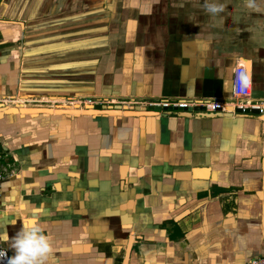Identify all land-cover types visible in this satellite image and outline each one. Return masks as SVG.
<instances>
[{
	"label": "crops",
	"instance_id": "obj_1",
	"mask_svg": "<svg viewBox=\"0 0 264 264\" xmlns=\"http://www.w3.org/2000/svg\"><path fill=\"white\" fill-rule=\"evenodd\" d=\"M240 66L264 101V0H0V101L16 104L0 113L122 105L0 121V248L14 256L35 222L54 249L45 264L264 256V116L231 110ZM158 99L224 110L123 103Z\"/></svg>",
	"mask_w": 264,
	"mask_h": 264
},
{
	"label": "built area",
	"instance_id": "obj_2",
	"mask_svg": "<svg viewBox=\"0 0 264 264\" xmlns=\"http://www.w3.org/2000/svg\"><path fill=\"white\" fill-rule=\"evenodd\" d=\"M241 74L247 78L246 69L243 66L237 67L233 74L232 81V92L235 98L239 99V102L233 105L232 112L246 115L251 112H258V115H262L264 113V101H255L249 100L251 94V85L249 80L247 79V83L245 84L241 79ZM128 104L129 108L132 109L134 106L143 107L144 109H150L152 111H159L160 113L166 114L170 111H180L184 112L189 109L194 108H202L205 112L214 113L216 111H223L224 107L219 102L213 101H198V102H187L183 99L177 100H166V99H158V100H150L147 102H123ZM120 103V104H123ZM113 105V103L111 104ZM116 105V104H115ZM2 154V148L0 144V158ZM5 179L4 175L0 172V182ZM0 251H6L0 248ZM7 256L9 257L8 253ZM0 264H7V259L0 260ZM245 264H264V256H260L257 258H253L248 260Z\"/></svg>",
	"mask_w": 264,
	"mask_h": 264
},
{
	"label": "clouds",
	"instance_id": "obj_3",
	"mask_svg": "<svg viewBox=\"0 0 264 264\" xmlns=\"http://www.w3.org/2000/svg\"><path fill=\"white\" fill-rule=\"evenodd\" d=\"M210 11L222 10L216 6H210ZM241 79L246 84L247 78L241 74ZM0 239L8 241L7 234L0 236ZM10 247L15 250V255L7 256V251H0V260L7 259V264H45L53 247L42 230L35 224L29 222L23 225L22 229L11 238Z\"/></svg>",
	"mask_w": 264,
	"mask_h": 264
},
{
	"label": "water",
	"instance_id": "obj_4",
	"mask_svg": "<svg viewBox=\"0 0 264 264\" xmlns=\"http://www.w3.org/2000/svg\"><path fill=\"white\" fill-rule=\"evenodd\" d=\"M0 102H6V104L4 105L5 107H14V106H16V104L9 103V102H7V100H1ZM0 106H3V105H0ZM25 106H27L29 108H47V109L56 108V107H54L52 105H48V104H32V103H26ZM111 107L113 109H120V106H111ZM111 107H109V106L95 105L94 106V111L103 112L106 108H111ZM0 108H2V107H0ZM81 108H83V105H80V108L79 109H81ZM132 110L137 113L141 109H140L139 106H134V107H132ZM187 111L188 112H191V111L200 112V113H202L201 115H205V116L208 115L207 113H205V110L202 109V108H194V109H189ZM187 111H184V112H187ZM216 112H219V110L216 111ZM127 113H129V112H127ZM32 114L33 113H28L25 116H21L19 113H16V114H13V113L3 114L1 116V118H0V121L3 120L6 116H17L19 118H31L33 120L49 119L51 116L52 117H63V118L69 117V118H72L71 116H66L65 114H60V115H54L53 114V115H50L49 117L48 116H44L43 113L35 114L36 116H32ZM251 114L258 115V112H251ZM209 115H213V114H209ZM82 116H88V117H92V118H99V117H102L103 115H97L95 117L94 116H90V115H82ZM258 116H264V113L262 115H258ZM108 117H111V116H108ZM0 144H1V148H2L4 144H3V142H1V140H0Z\"/></svg>",
	"mask_w": 264,
	"mask_h": 264
},
{
	"label": "rangeland",
	"instance_id": "obj_5",
	"mask_svg": "<svg viewBox=\"0 0 264 264\" xmlns=\"http://www.w3.org/2000/svg\"><path fill=\"white\" fill-rule=\"evenodd\" d=\"M58 102H60V104L58 103V105H60L61 107H66L67 109H65V110H68V111H73V110H75V112H76V114L75 115H84L86 112H97V111H94L93 109H94V105H91V104H84L83 105V108H81V109H79L80 108V103H75V104H72L71 106L70 105H67V104H64V102L63 101H58ZM26 104V103H25ZM75 105V106H74ZM77 106V107H76ZM87 106H89V107H91V108H89V110H88V107ZM103 106H109V107H111V106H121L122 107V105H111V104H105V105H103ZM77 109H76V108ZM75 108V109H74ZM57 109V108H56ZM54 110V109H53ZM88 110V111H87ZM93 110V111H92ZM46 111H47V109H46ZM55 111V110H54ZM107 111H114V109L111 107V108H106L103 112H97L96 114H104L105 112H107ZM2 113V112H1ZM71 113V112H70ZM96 114H94V115H96ZM49 115H50V113H49ZM73 115V114H72ZM105 115V114H104Z\"/></svg>",
	"mask_w": 264,
	"mask_h": 264
},
{
	"label": "bare ground",
	"instance_id": "obj_6",
	"mask_svg": "<svg viewBox=\"0 0 264 264\" xmlns=\"http://www.w3.org/2000/svg\"><path fill=\"white\" fill-rule=\"evenodd\" d=\"M75 106V105H74ZM77 107V106H76ZM75 107V108H76ZM88 107V110H89V108H91V107H89V106H87ZM87 110V111H88ZM94 110V109H93ZM92 110V111H93ZM114 110H118V109H114ZM232 110V109H231ZM70 113V112H73V114L74 115H72V113L71 114H69L70 116H76L75 114H76V112H75V110H73V111H66L64 108H57L56 110H55V112H54V114L55 115H60V114H65V113ZM4 113H13V114H16V113H18V110L17 109H14V108H9V109H7L5 112H2V113H0V118H1V116L4 114ZM21 113V112H20ZM60 113V114H59ZM97 112H86L84 115H90V114H96ZM107 113V112H106ZM22 115V114H21Z\"/></svg>",
	"mask_w": 264,
	"mask_h": 264
}]
</instances>
